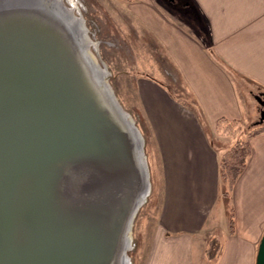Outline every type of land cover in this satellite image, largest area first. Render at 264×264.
Segmentation results:
<instances>
[{
  "label": "water",
  "instance_id": "1",
  "mask_svg": "<svg viewBox=\"0 0 264 264\" xmlns=\"http://www.w3.org/2000/svg\"><path fill=\"white\" fill-rule=\"evenodd\" d=\"M64 8L61 0H0V93H10L7 84L16 77L35 84L27 88L30 93L26 101L29 99L31 105H23L21 97L11 107L6 98L0 99V126L5 113H9L5 107L14 108L12 112L21 113L25 121L21 126V121L18 124L13 120L10 129L0 130V138L4 139L9 130L20 126L16 143L7 147L13 153L11 160L16 157L22 162L27 158L22 174L10 180L12 244L15 241L18 249L35 237L31 227L38 216L45 225L72 232L84 249L91 247L99 257L94 264H132L124 255L122 237L147 187L144 138L110 84L106 86L107 69L87 57L88 37L79 26L82 21ZM44 61L52 74L56 72L53 80L48 74L44 76ZM70 73L75 79L68 76ZM3 80L6 83L2 84ZM60 91L66 95L62 103L57 101ZM256 97L264 105V100ZM50 106L58 111V117L50 113ZM81 125L99 134L96 143L36 159L47 148L39 146L43 136L56 138L65 131L77 137L85 132ZM66 141L61 139L58 147H64ZM118 158L124 159L123 169L119 168ZM6 162L3 160L5 165ZM68 166L76 172L73 181L65 174ZM12 170L2 169L0 182L8 180ZM40 193L44 205L38 209L35 201ZM71 244L75 248V243ZM256 264H264V233Z\"/></svg>",
  "mask_w": 264,
  "mask_h": 264
},
{
  "label": "crops",
  "instance_id": "2",
  "mask_svg": "<svg viewBox=\"0 0 264 264\" xmlns=\"http://www.w3.org/2000/svg\"><path fill=\"white\" fill-rule=\"evenodd\" d=\"M136 1L144 34H152L196 101L193 109L186 107L162 79L147 76L139 82L143 110L165 162L167 229L159 264H194L196 253L200 264H256L264 233V132L248 138L251 153L231 191L236 230L230 233L219 201L221 149L204 126L216 130L222 118H244L242 81L264 89V0H181V11L162 0ZM217 206L226 239L209 258V242L219 227Z\"/></svg>",
  "mask_w": 264,
  "mask_h": 264
},
{
  "label": "rangeland",
  "instance_id": "3",
  "mask_svg": "<svg viewBox=\"0 0 264 264\" xmlns=\"http://www.w3.org/2000/svg\"><path fill=\"white\" fill-rule=\"evenodd\" d=\"M162 1L174 11H181L185 7L181 0ZM78 2L76 1L77 5L74 7L71 1L63 0L67 8H74L73 13L76 17L81 15L84 18L87 37L89 36L87 48L94 53L98 65L107 69L106 79L144 138V154L149 174L147 184L150 187H146L134 209L132 222L127 229V231L130 229L131 240L126 246L125 254L129 255L132 264H159L158 254L163 249L161 238L167 229L163 217L167 197L165 162L156 147L151 130L152 123L150 126V120L143 110L142 98L138 92L139 82L143 77H156L164 80L173 96L186 107L193 109L196 107V101L193 94L185 88L184 82L175 75L162 51L160 53L152 34L150 32L144 34V23L134 13L136 0H78ZM240 89L247 103L248 113L245 111L244 118L239 122H232L228 126L226 121H219L216 130H213L208 129L206 121L201 116L211 142L217 149L218 147L221 149L220 157L236 140H248L250 137L248 133L259 122H264V118L261 119L262 106L256 97L258 95L264 99V89L246 80L242 81ZM219 210L220 207L217 206L213 213L219 225L215 231L216 239H210L208 248L214 250V256L222 249L226 239L221 229ZM263 227L260 226L261 230ZM229 230L230 233L235 232L236 225L233 232L229 225ZM225 246L226 244L223 249ZM196 254L194 264H200Z\"/></svg>",
  "mask_w": 264,
  "mask_h": 264
},
{
  "label": "bare ground",
  "instance_id": "4",
  "mask_svg": "<svg viewBox=\"0 0 264 264\" xmlns=\"http://www.w3.org/2000/svg\"><path fill=\"white\" fill-rule=\"evenodd\" d=\"M70 1L74 5L76 4V1L78 2V0H69V2ZM61 2L63 6L65 7L64 9H66L67 11H70L71 14H73L72 17L74 16L76 19H79V22L80 20L82 21V23L81 22L79 23V26L80 28L83 27L85 29V32L83 30V33L84 35L85 34L87 35L84 18L81 15L79 17L78 16L76 17L73 13L74 8H67L65 6V3H63V0H61ZM78 4L80 3L78 2ZM76 5L74 7H76ZM86 49H87L86 52L88 51L87 54L89 55V56L87 55L86 56L92 58L90 60L97 61L96 60L97 58L95 57L94 53L88 50L87 46H86ZM44 67H45V71L43 72H47L44 74V76H47V77L50 76L51 77L50 79L53 80V76L55 75L54 73L56 72L52 74L53 72L52 68L50 70L49 66L47 65V63H45V61H44ZM74 73H76L75 69L73 70V75ZM73 75L72 73L68 74V76H71V77H73ZM21 78L22 77H19L18 79L17 77L13 78L11 79L10 83L7 84L8 87H11L10 93H5V94L0 93V99L4 100V98H6L10 107L11 105L15 104V100L16 99L19 100L20 97L23 100L22 102L24 103L23 105L25 104H27V106L28 104L31 105L29 99H28L29 102L26 101L27 100L26 95L30 93V89H27V88L34 86L35 84L32 85L28 81L26 82L27 78L26 79L25 78L21 79ZM73 79H75V77H73ZM105 82L107 84L106 86L108 87L109 85L108 79H106ZM1 83L3 84L6 82L3 80L1 81ZM60 93H62V91H60ZM65 96L66 95L64 93H62L61 95L59 94L57 96V99H58L57 101H61L62 103L63 102L62 100L65 99ZM5 108L7 109V111H9V113L8 112L5 113L6 118L5 120H3V124H2L3 126L2 125L0 126V130H4V129L7 130L9 127L11 128V123L13 120L17 123L21 121L22 122L21 126H23V123L25 122L23 120L24 119L23 115L21 113L14 114V112H12L15 110L14 108H8V107H5ZM23 109H26V107H24ZM11 112L14 114V116L13 114H11ZM50 113L55 115V117H58L60 115L58 111H55L51 106H50ZM62 114L64 115V113ZM0 123H2L1 119H0ZM57 124L59 125L58 122ZM19 128L20 126L13 130H9L6 138L4 139L0 138V178H1L2 169L6 170V167H10V169H13L11 171V174L8 180H4V182H0V184L7 183L6 185L0 186V264H94V262L99 257L97 254H95V251H92L91 247L84 249V246L81 247L79 245L81 244L79 242L80 239H78V237H75L72 234V232H69L67 230H60L59 228L57 229L56 227L51 226L50 224L45 225L41 221V218L38 216L36 219H33V221H35V225L33 224V226L31 227V229H34L35 237L31 239L30 242L29 240H26L25 241L26 245L25 246L19 245L20 248L18 249L15 248V241H14V244H12L13 243V228H14L13 226L14 213H13V208L11 207L13 203L12 201V195H13L12 181L17 179L19 175L22 174V166L24 167L27 161V158H25L22 162L20 161L19 158L16 159L15 157V159L13 160H11L12 158H10L13 155V153L9 147L12 146L14 142L16 143V138H17L16 136L18 135L17 130H19ZM81 128L85 132L77 137L71 136L74 134H69L65 131L58 133L56 138H53L50 135L49 137L51 138L46 139V137L43 136L42 139L44 140H39L40 142L39 146L45 145L47 147L46 149L43 150L45 153H42V155H40L39 158H36V156L34 157L36 159H42L45 156L50 157L51 155H58L57 153L61 152V150L69 151L71 148L72 149L73 148L74 149L75 148L77 149L87 148L88 146H91V143H94V142L96 143L95 139L97 138V135L99 136V134H97L96 132L97 135H95V132L93 129H91V132H90L83 125H81ZM46 130L47 129L43 130V132L46 133ZM53 136H55V134H53ZM104 137L106 136L104 135ZM63 138H67L68 141L63 142L64 147L59 148L58 146L60 145V141ZM8 145L9 147H7ZM107 146L109 147V143L107 144ZM122 158H118L116 160L117 163L119 164V168L121 169L124 168V164H125L124 159ZM3 160L7 161L6 165L3 163ZM30 161H32L30 163H33V161H36V160L34 159ZM28 165L31 166L30 164ZM43 199L44 198L42 197V194L41 196H38V200L35 201L36 203L35 207H37L38 209H41V206L43 207L44 205ZM131 222H132V217L129 218L127 222V226L124 231V235L122 237L123 247H124V243L127 246L128 242L131 240L130 229L129 231H127ZM71 242L75 243L74 244L75 248L72 247ZM124 250H126V248H124ZM127 264H130V262H128Z\"/></svg>",
  "mask_w": 264,
  "mask_h": 264
},
{
  "label": "trees",
  "instance_id": "5",
  "mask_svg": "<svg viewBox=\"0 0 264 264\" xmlns=\"http://www.w3.org/2000/svg\"><path fill=\"white\" fill-rule=\"evenodd\" d=\"M220 121H226L229 126L232 122L225 118ZM264 122L259 124L251 130L248 136L264 132ZM251 153L248 140L238 139L233 143L220 158V186H219V201L224 205L225 213L229 221L230 229L234 231V212L231 205V191L236 183L237 178L246 167L248 157ZM209 257L214 256V250H208Z\"/></svg>",
  "mask_w": 264,
  "mask_h": 264
},
{
  "label": "clouds",
  "instance_id": "6",
  "mask_svg": "<svg viewBox=\"0 0 264 264\" xmlns=\"http://www.w3.org/2000/svg\"><path fill=\"white\" fill-rule=\"evenodd\" d=\"M65 174L70 181H73L76 178V172L70 166L65 167Z\"/></svg>",
  "mask_w": 264,
  "mask_h": 264
},
{
  "label": "flooded vegetation",
  "instance_id": "7",
  "mask_svg": "<svg viewBox=\"0 0 264 264\" xmlns=\"http://www.w3.org/2000/svg\"><path fill=\"white\" fill-rule=\"evenodd\" d=\"M263 100H264V99H263ZM261 106H262V107H261V111H262V110H264V105L261 104Z\"/></svg>",
  "mask_w": 264,
  "mask_h": 264
}]
</instances>
